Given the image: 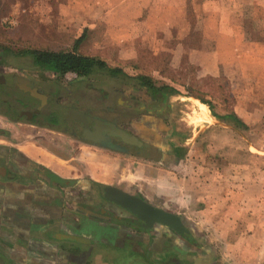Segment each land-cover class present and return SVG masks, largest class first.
Listing matches in <instances>:
<instances>
[{
  "label": "rangeland",
  "instance_id": "obj_1",
  "mask_svg": "<svg viewBox=\"0 0 264 264\" xmlns=\"http://www.w3.org/2000/svg\"><path fill=\"white\" fill-rule=\"evenodd\" d=\"M93 1L0 0V42L12 52L4 59L20 67L16 74L42 84L59 83L63 101L101 117L131 121L135 126L124 127L135 134L151 133L155 148L148 156L133 153L137 156L132 158L123 152L126 171L114 163L105 177L136 182L131 186L181 216L206 242L216 243L221 235L214 212L220 192L216 180L230 178L232 160L251 157L264 166L259 154L264 152V0H97L113 6L97 7L90 18L87 2ZM136 3L142 7L136 9ZM87 18L97 23L89 24ZM35 50L93 56L126 75L98 70L83 80L60 79L40 70L32 56L20 55ZM141 76L174 92L162 97L143 87ZM237 112L243 126L224 121L237 135L212 131L217 129L212 114ZM249 145L255 156L249 155ZM133 162L145 166L143 178L133 175ZM168 172L174 174L168 177ZM157 173L155 181L151 177ZM204 180L213 183L205 187ZM205 198L212 200L209 216L201 203Z\"/></svg>",
  "mask_w": 264,
  "mask_h": 264
},
{
  "label": "crops",
  "instance_id": "obj_2",
  "mask_svg": "<svg viewBox=\"0 0 264 264\" xmlns=\"http://www.w3.org/2000/svg\"><path fill=\"white\" fill-rule=\"evenodd\" d=\"M96 1L87 2L90 18L97 7L111 10L113 6ZM119 4L115 7L121 8ZM87 19L89 24L97 23ZM27 53L20 55L31 56ZM9 54L0 50V264H264V166L251 157L247 162L232 160L230 178L216 180L221 193L214 206L216 233H221L216 243L195 233L194 238L186 237L162 225L144 228L141 220L106 198V188L116 187L159 206L131 186L137 183L129 184L127 177L117 182L105 177L114 163L120 172L126 171L121 167L122 153L85 141L79 131L76 136L67 134L58 124L59 116L67 114V106L79 107L63 101L61 85L54 80L42 84L16 74L20 67L7 60ZM48 86L50 90L45 89ZM28 88L43 92L46 98L32 97ZM40 103L46 116L37 124L24 112L34 111ZM49 114L55 115L57 126L46 124ZM212 115L217 126L213 132L237 135L236 128L224 124L227 119ZM236 116L243 122L238 112ZM248 153L255 156V147L249 145ZM134 165L133 175L143 178L145 166ZM241 169H247L245 176L236 175ZM151 178L156 181L160 174ZM211 183L204 180L203 184ZM201 203L205 215H211L212 200L205 198Z\"/></svg>",
  "mask_w": 264,
  "mask_h": 264
},
{
  "label": "water",
  "instance_id": "obj_3",
  "mask_svg": "<svg viewBox=\"0 0 264 264\" xmlns=\"http://www.w3.org/2000/svg\"><path fill=\"white\" fill-rule=\"evenodd\" d=\"M26 90L34 98L40 97L45 99V97L38 93L37 90L30 88ZM67 116H69L67 117L68 119L71 118L81 121L85 125L83 132L84 136L87 140L92 141L95 144L108 140L110 136H117L127 144L135 145L137 147L144 146V143L137 136L130 134L126 130L117 126L114 122L91 117V120L95 122V130L93 131L89 129L90 122L83 112L71 110ZM100 146L104 145L101 144ZM105 193L108 201L113 203L117 208L144 222V228H153L156 225H162L177 234H183L189 237V231L183 222L182 217L178 214L153 206L139 196L128 193L120 188L107 187Z\"/></svg>",
  "mask_w": 264,
  "mask_h": 264
},
{
  "label": "trees",
  "instance_id": "obj_4",
  "mask_svg": "<svg viewBox=\"0 0 264 264\" xmlns=\"http://www.w3.org/2000/svg\"><path fill=\"white\" fill-rule=\"evenodd\" d=\"M0 50L11 52V50L8 47L3 45H0ZM27 54H30L33 57L36 66H38L40 69L53 72L60 79H63L64 75L67 72L77 73L78 78L80 80L90 77L93 73H95L98 70L106 71L111 75L124 74L119 69L109 67L103 60L99 58L78 54L76 52L32 51ZM138 78L139 80H141V85L143 87L153 89L154 93H160L162 97H166L167 92H174L173 88L167 86H162V87L152 86L150 80L144 76ZM214 116L218 119H222L216 114H214ZM223 119L230 120L234 122L237 126L244 125L243 122L235 114H231L230 116L223 117Z\"/></svg>",
  "mask_w": 264,
  "mask_h": 264
},
{
  "label": "flooded vegetation",
  "instance_id": "obj_5",
  "mask_svg": "<svg viewBox=\"0 0 264 264\" xmlns=\"http://www.w3.org/2000/svg\"><path fill=\"white\" fill-rule=\"evenodd\" d=\"M38 92L40 93V91H38ZM42 93H40V94L43 95L46 98V95H44ZM56 102H58V99L56 100ZM41 104L42 103L36 104V108H35L34 111H25L24 113H25L26 118L31 119L33 122H35L37 124H41V122L39 121L40 117L44 118L46 116L45 112H43L42 110L39 109V106H41ZM66 108H67V114H65V115L61 114L59 116L58 124H60L63 127V130L65 132H67V134H69L70 136H76L77 132L79 131L80 135L83 137V139H85V141H88L86 139V137L84 136V134H83L84 129H85V125L81 121H77V120H74V119H71V118H69V119L67 118L66 119V117H69V116H66V115H68L71 110H77V111L83 112L88 117V120L90 122L89 129H91L93 131L95 130V122L91 120V117L99 118V119L104 120V121L114 122L117 126H119L122 129L126 130L130 134H133V135L137 136L144 143L143 147H137L135 145H130V144H127V143L123 142L117 136H110V138L108 140H105L102 143L101 142L97 143L98 145L103 144L105 146V148H108V149L113 150V151L121 152V153L124 152V154L138 153L139 155H142V156H148L147 155V151L149 149H154L155 148V146H153V141H154L153 137L154 136H152L151 133H149V134L147 133L148 135H145V136L144 135H138V134H135L132 131H130V129L124 127L125 124H126V126L127 125L131 126V127L135 126L134 123H132L131 121H127L126 123H122L117 118L101 117V116H98V115L94 114L93 112H91L89 110L76 108L74 106H67ZM49 116H50L49 118H50V122L51 123L47 122L46 124L50 125L51 127L57 126L58 124L54 123L55 115L49 114ZM76 124L79 125V128L76 127ZM92 143H94V142H92ZM156 207L162 208L161 206H156ZM141 224L143 225L144 222H141ZM158 227L162 228L161 225H158ZM186 227H187V229L189 231V234H188L189 237L190 238H194V234H193L192 230L187 225H186Z\"/></svg>",
  "mask_w": 264,
  "mask_h": 264
},
{
  "label": "built area",
  "instance_id": "obj_6",
  "mask_svg": "<svg viewBox=\"0 0 264 264\" xmlns=\"http://www.w3.org/2000/svg\"><path fill=\"white\" fill-rule=\"evenodd\" d=\"M64 77L68 80V81H72L74 78H78L77 73L75 72H67Z\"/></svg>",
  "mask_w": 264,
  "mask_h": 264
}]
</instances>
